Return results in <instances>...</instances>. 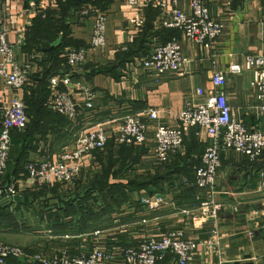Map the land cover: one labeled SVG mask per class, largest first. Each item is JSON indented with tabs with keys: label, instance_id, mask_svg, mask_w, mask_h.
Returning <instances> with one entry per match:
<instances>
[{
	"label": "crops",
	"instance_id": "obj_1",
	"mask_svg": "<svg viewBox=\"0 0 264 264\" xmlns=\"http://www.w3.org/2000/svg\"><path fill=\"white\" fill-rule=\"evenodd\" d=\"M189 1L179 0V8L185 14H189ZM209 10L213 19L223 23L224 29L211 48H205L185 41L179 31L164 28L162 21L169 18L168 14L162 16L147 8L141 9L144 28L139 33L133 32L128 23L131 10L123 0H55L44 18L37 16L23 0H0V22L8 31L7 39L17 45L18 61L30 65L28 85L19 94L0 77V112L18 94L32 109L30 120L42 130L22 138L11 136L12 158L0 183L7 185L16 181L18 198L12 199L9 208L1 209L0 232L10 230L8 227L12 224L5 222V216L14 210L20 214L27 209L25 202L32 204L29 213L36 206L33 196L37 193L31 189L34 187L30 186L25 171L27 163L57 160L64 150L74 147L82 132L105 130L107 148L83 159L80 170L85 186L95 176H102L104 172L107 176L103 191L108 192L106 196L99 189L93 191L100 221H88L81 213L73 215L65 209L59 214L48 212L44 216L33 211L30 218L34 227L29 229L47 231L51 240L44 244L45 250H30L59 259L66 254H79L87 245L113 253L144 236L157 237L169 231H181L185 238L201 243L211 240L216 233L218 246L211 251L197 252L190 264H264V153L257 161H249L234 151L220 154L221 165L216 177V202L220 209L216 219L201 216L197 209L204 194L194 185V172L208 143L203 129L190 128L181 149L168 163L162 165L154 158L156 125L180 127L179 113L204 103L212 94L213 71L227 77L222 90L233 117L241 120L248 130L264 133V114L258 112V90L252 84L254 71L243 68L239 74L228 72L232 64L243 66L249 56L264 57V0H212ZM99 13L107 18L105 50L89 51L84 65L69 69L63 57L65 50L88 48ZM172 39L181 44L186 59L180 74L155 77L140 66L141 58L154 46ZM36 42L48 47L36 49ZM59 73L71 76L69 90L83 108V115L74 122L46 106L50 98L49 79ZM86 88L95 94L92 110L84 109ZM149 110L156 111L157 119L148 122L146 142L121 150L113 138L118 124L127 115L143 116ZM133 180L134 185H130ZM85 186L80 188L82 192ZM117 191L125 193L119 208L103 213V203L119 197ZM9 199L5 197L1 203L10 204ZM67 199L63 197L60 203ZM61 206H57L59 212ZM77 216L81 220L72 221V225L68 224L71 221H61ZM47 218H52L48 221L50 226L42 229L38 221ZM144 230L147 235L139 232ZM95 232L99 234L93 235ZM136 233L139 235L135 236ZM7 264H14L13 260ZM107 264L123 263L115 260ZM159 264L175 262L167 257Z\"/></svg>",
	"mask_w": 264,
	"mask_h": 264
},
{
	"label": "built area",
	"instance_id": "obj_2",
	"mask_svg": "<svg viewBox=\"0 0 264 264\" xmlns=\"http://www.w3.org/2000/svg\"><path fill=\"white\" fill-rule=\"evenodd\" d=\"M19 1V0H6ZM32 7L33 12L44 18L55 0H23ZM131 10L128 20L131 30L139 33L145 26L141 14L142 8L157 11L160 15L168 14L169 18L162 21L166 29L176 30L185 41L211 48L223 33V23L211 17L209 4L212 0H190L189 14L179 8V0H123ZM106 16L96 15L88 48H67L63 54L65 65L75 69L86 63L87 54L103 52L106 48ZM23 33V29L19 30ZM8 31L0 22V77L19 94L29 82L30 65H22L16 54V44L7 39ZM186 59L183 57L181 44L172 39L158 44L140 60V66L155 77L169 74H180ZM254 71L253 86L258 90L260 105L258 112L264 114V57L249 56L243 66L232 64L228 68L231 74H239L242 69ZM226 75L213 71L211 82L213 92L204 103L193 105L182 110L178 119L180 127L170 128L157 124L154 130V155L158 162L169 161L173 153L178 152L184 142L186 132L192 127H199L206 133L208 143L200 158V165L194 172V185L202 192L198 210L203 217L216 219L220 209L216 202V177L221 165L220 154L234 151L245 156L249 161L259 160L264 153V133L260 130H248L243 122L231 114V108L223 93L222 87ZM71 76L59 73L48 82L50 98L47 108L53 113L74 122L83 115V108L72 97L69 87ZM10 105L1 109L0 130V179L4 176L11 152L12 132H22L28 124L24 100L18 96ZM94 92L84 90V109L92 110ZM155 110L146 115H127L118 124L113 137L116 143L127 146H141L147 140L148 122L155 121ZM108 140L105 130L82 132L70 150H64L57 160L33 161L25 165V171L31 187H51L56 184H71L79 175L82 161L92 156L95 151L102 150ZM17 195V182L7 185L0 183V203L5 197L11 200ZM148 204V200H142ZM95 232L93 235H98ZM219 237L213 234L211 240L195 242L185 238L181 231H169L157 237H142L135 245L114 250L113 253L92 246L90 251L77 255H63L59 259L48 258L41 254H30L23 250L0 244V264L14 260L18 264H107L120 261L123 264H159L167 257H172L175 264H190L196 253L214 250L218 246Z\"/></svg>",
	"mask_w": 264,
	"mask_h": 264
},
{
	"label": "rangeland",
	"instance_id": "obj_3",
	"mask_svg": "<svg viewBox=\"0 0 264 264\" xmlns=\"http://www.w3.org/2000/svg\"><path fill=\"white\" fill-rule=\"evenodd\" d=\"M70 48H76V47H70ZM79 48H85V47L80 46ZM107 144L108 143H106L105 147L102 150H104L107 147ZM119 145H121V144H119ZM102 150L95 151L92 154V156L96 152H100ZM176 153L177 152L173 153L172 156L175 155ZM154 158H155V155H154ZM155 161H157L156 158H155ZM158 163H160V162H158ZM79 182H81L80 173H79L78 177L71 184H61V185L56 184L55 185L56 186L55 189H57L56 190L57 192H55L56 194L50 193V188H53V186H51L50 188H47V187L37 188L34 186V188H31V189L33 190V192H36L39 195L33 196L34 200L36 201L35 202L36 206L34 208H32L33 211H36L38 214H42L43 216H44V214H47L48 212H50V213L56 212V214L61 213L63 210H61L59 212L57 206L62 204V203H60V200L57 196L68 198L66 201L78 200L80 196L84 195L83 192L80 190V188H82V187H81V185L79 187ZM44 190H46V191L43 194H40L41 191H44ZM23 193H26V192H23ZM29 200H33L32 197H30ZM27 205H29V204H27ZM26 207H24V208H26ZM29 210H31V209H29V207H27V209H25L24 211H20L19 212L20 214H18L17 210H14V213L9 214L8 216H5V220H6L5 222L10 221V223H12V224H10L9 225L10 227H8V228H10V230L0 232V244L6 245V246H11V247H16V248H19V249L23 250L24 252H27L30 254H35V253L41 254V252H33L30 249H33L35 251L37 249L38 250H45L47 245H44V244L47 243L46 241L50 242L51 239H49V237H48V235H50V234L47 231H45L44 233H41V232H34L33 229H31L32 227H34L33 226L34 225L33 220H31V218H30V215L32 214L33 211H31L29 213ZM51 219L52 218H47L44 221L42 219H39V221H38L39 227H42V229L43 228L47 229L48 226H50V223H48V221H51ZM15 220H17V221H15ZM80 220H81V218L77 216L76 218L71 217L70 219L66 218V219L61 220V221H63V222L71 221V223H68V224L72 225V223H73L72 221H75V223H78ZM76 225H78V224H76ZM62 226H67V225L63 224ZM29 227H31V228L29 229ZM12 228L18 229V230L14 232L13 231L14 229H12ZM137 231H135V232H137ZM139 232H141L145 235L148 234V232H146V230H144L143 232L142 231H139ZM137 235H139V233L135 234V236H137ZM144 237H146V236H144ZM56 240H59V239H56ZM38 245H41V246H38ZM91 246L92 245H87L86 250H84L83 252H79V254H71L70 253L71 255L68 254V256H77V255L86 253V252L90 251V249L92 248ZM15 264H18V263L15 262Z\"/></svg>",
	"mask_w": 264,
	"mask_h": 264
},
{
	"label": "trees",
	"instance_id": "obj_4",
	"mask_svg": "<svg viewBox=\"0 0 264 264\" xmlns=\"http://www.w3.org/2000/svg\"><path fill=\"white\" fill-rule=\"evenodd\" d=\"M35 45H36V49H43L45 47L46 48L48 47V46H45L44 44H42L41 42H39V43L36 42ZM67 45L70 46V43H67ZM49 52H50V50H49ZM24 103L26 105V114L28 116L29 121H28V124H27L26 128L22 132H16L15 131L12 134L13 136L15 135L18 138H22L24 136H28V134H30V133H32L34 131L40 130L38 125H36L32 120H30L31 116H32V109H30V107H28V103L26 102V100H24ZM40 131H42V130H40ZM11 143H12V138H11ZM118 146H120L121 150H124L125 148H127V145H124V144L123 145L121 144V145H118ZM128 147H131V146H128ZM11 155H12V152H10V159H9L8 165H9V163L11 161V158H12ZM119 159H123L124 160V158H119ZM168 162H165V163H162V164H166ZM105 171H106V169H105ZM106 172L108 173V171H106ZM104 173H102V176L98 175V176H95V179L91 178L90 180H88L87 185H86L87 187L85 185H83L82 176L80 175L81 176V182H79V187H80V185H82L81 187L85 186L84 187V191H83L84 195H82L78 200H74V201L70 200V201L62 202V204H61L62 206L59 209L60 210H64L65 209V211L67 213H70V214H73V215H77L78 213H81V215H83V217L85 216L88 221H92V222L98 223L100 221L101 217H98L99 214H98V212H96V207L95 206L97 204V199L94 197L93 191H94V189H99L103 195L108 193V192L107 193L103 192L104 188H105V183L107 182V180H106L107 176H105ZM99 178H100V180H97ZM102 178H103V180H102ZM131 182L132 183H130V185H134V180L131 181ZM1 185H3V184H1ZM55 188H56V186L53 187V188H50V191L52 193H54V194H56L55 192H57L56 191L57 189H55ZM109 190H112V188H110ZM45 191L46 190L41 191L40 194H43ZM117 192H118L119 197L118 196L113 197L112 198L114 200L113 202H111V203L110 202L103 203V205H102L103 206L102 207V212L103 213L111 212L113 209L117 210L119 208L122 200L124 199V194L125 193H120L119 191H117ZM36 195L38 196L39 194L37 193ZM57 197L59 198L60 201L63 198V197H60V196H57ZM14 198L16 199V198H18V196L17 197L15 196ZM12 203L13 202H11L10 204H7V202L0 203V212L3 211V210L1 211V209L9 208L10 205H12ZM19 204H21V203H19ZM24 204L27 207L31 206V204L27 205L28 203L26 204V202ZM1 216L2 215L0 214V217ZM132 245H135V244H128V245H125L124 247H130ZM13 263L15 264L14 260H13Z\"/></svg>",
	"mask_w": 264,
	"mask_h": 264
},
{
	"label": "water",
	"instance_id": "obj_5",
	"mask_svg": "<svg viewBox=\"0 0 264 264\" xmlns=\"http://www.w3.org/2000/svg\"><path fill=\"white\" fill-rule=\"evenodd\" d=\"M8 201H9V203H11V202H12V200H11V199H9Z\"/></svg>",
	"mask_w": 264,
	"mask_h": 264
}]
</instances>
